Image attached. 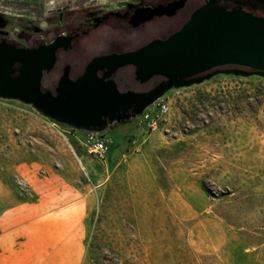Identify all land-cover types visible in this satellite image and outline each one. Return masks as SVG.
<instances>
[{
	"label": "rangeland",
	"instance_id": "1",
	"mask_svg": "<svg viewBox=\"0 0 264 264\" xmlns=\"http://www.w3.org/2000/svg\"><path fill=\"white\" fill-rule=\"evenodd\" d=\"M121 1L0 0V36L29 48L60 38L66 48L71 37L49 41L50 31H61L72 12L106 11ZM147 2L132 3L160 6ZM158 19L130 44L160 32ZM182 26L167 38L109 55L167 40ZM31 34L39 38L33 46L25 38ZM127 64L135 80L129 89L103 80L126 64L98 66L107 69L103 77L94 67L92 76L115 83L119 93L151 94L182 82L160 73L141 79ZM217 69L252 70L226 64L194 77ZM64 76L74 82L66 71L59 82ZM159 98L170 111L150 133L140 130L134 103L116 106L93 128H74L32 103L0 95L1 253L21 257L15 264H264V75L216 71L173 84ZM57 128L70 132L68 140ZM89 132L105 138L103 157L82 148L78 139Z\"/></svg>",
	"mask_w": 264,
	"mask_h": 264
},
{
	"label": "water",
	"instance_id": "2",
	"mask_svg": "<svg viewBox=\"0 0 264 264\" xmlns=\"http://www.w3.org/2000/svg\"><path fill=\"white\" fill-rule=\"evenodd\" d=\"M55 43L49 57L34 71L32 66L38 60L36 53ZM63 45L60 38L36 48L0 41V95L32 103L54 122L74 128L100 125L102 117L109 115L118 105L134 103V116L139 117L165 88L198 82L216 71L264 75V15L250 13L239 6L227 8L213 1L196 9L182 28L167 40H154L129 53L98 57L76 81L69 82L64 76L58 82L55 94L50 90L42 91L43 70L52 67L55 51ZM127 63L136 66L141 79L160 73L182 82H167L161 91L157 89L155 93L134 94L119 93L115 83L102 82L92 76L94 67ZM226 64L247 66L252 70L217 69L194 77ZM187 77L191 78L185 80ZM99 104L98 113L92 115L93 107ZM109 118L112 120L111 116Z\"/></svg>",
	"mask_w": 264,
	"mask_h": 264
},
{
	"label": "flooded vegetation",
	"instance_id": "3",
	"mask_svg": "<svg viewBox=\"0 0 264 264\" xmlns=\"http://www.w3.org/2000/svg\"><path fill=\"white\" fill-rule=\"evenodd\" d=\"M207 1L209 0H199V2L198 0H148L146 3L148 7H156L155 5L158 4L160 5L158 7L162 8L161 12L134 24L132 20L133 17H136L137 11L148 10L149 8H136L132 3L133 0H123L117 7L109 8L106 11L102 8H90L72 12V15L69 16L72 21L64 26L61 31H50L52 37L49 41L59 35H67L71 37L72 41L70 46L66 48L61 46L55 51L53 67L49 71H45L42 76V88L54 91L57 82L65 71L69 79L75 81L83 75L87 66L95 58L108 56L111 53L127 52L154 38H167L187 21L197 7ZM216 2L227 8L239 6L250 13L264 15V0H216ZM176 3L178 4L176 5ZM172 5H176L177 8L166 11ZM94 18L101 20L94 24ZM155 18H159L161 31L146 40L140 41L141 43L130 44L131 36L136 34L144 24ZM5 35L0 36V40L21 44V42L12 40ZM25 38L27 43L32 46L36 45L39 39L33 37L32 34L26 35ZM45 41L49 42L47 39ZM134 45L137 46L134 47ZM96 68V75L103 77L107 69ZM103 80L115 82L120 89H129V82H135L133 68L126 64L110 72L103 77Z\"/></svg>",
	"mask_w": 264,
	"mask_h": 264
},
{
	"label": "built area",
	"instance_id": "4",
	"mask_svg": "<svg viewBox=\"0 0 264 264\" xmlns=\"http://www.w3.org/2000/svg\"><path fill=\"white\" fill-rule=\"evenodd\" d=\"M169 111L170 106L168 101L162 98L156 99L151 105L146 107L141 116L138 117L140 127L150 133L157 131L160 122L166 121ZM57 132L68 140L70 132L60 128H57ZM71 135L76 137L75 132L73 134L71 133ZM78 140L84 151L89 155L101 158L107 150L105 138L97 133H86Z\"/></svg>",
	"mask_w": 264,
	"mask_h": 264
},
{
	"label": "crops",
	"instance_id": "5",
	"mask_svg": "<svg viewBox=\"0 0 264 264\" xmlns=\"http://www.w3.org/2000/svg\"><path fill=\"white\" fill-rule=\"evenodd\" d=\"M160 9L161 8L158 7L155 10H152V9L144 10V15L142 16V18H140L138 20H135V22L139 23V22H142L144 20L149 19L150 17L154 16L155 14L161 12ZM170 9H172V8L169 7L168 9H166V11H170ZM139 11H137L136 17L138 16ZM153 11H155V12H153ZM55 46H56V44H52V45H50V46H48L46 48H41L36 53L37 56H38V60L32 66V69L34 71H37L41 67L42 63L44 62L45 59H47L49 57L50 53L53 51ZM138 126H139L140 130H144L145 131L144 128L140 127L139 122H138ZM1 245H2V241H0V247H1ZM9 247H12V245L11 246L9 245ZM20 260H21V257L16 256L15 254H4V253H1V251H0V264H15V263L20 262Z\"/></svg>",
	"mask_w": 264,
	"mask_h": 264
},
{
	"label": "bare ground",
	"instance_id": "6",
	"mask_svg": "<svg viewBox=\"0 0 264 264\" xmlns=\"http://www.w3.org/2000/svg\"><path fill=\"white\" fill-rule=\"evenodd\" d=\"M175 7V5L173 6V8ZM152 10H155V9H152ZM146 12V11H145ZM153 12H155V11H153ZM144 15V10H140L139 11V14H138V16L135 18V20H138V19H140V18H142V16ZM149 16V15H148ZM147 16V17H148ZM145 17V16H144ZM55 44H57V43H55ZM101 108V105L99 104V105H96V106H94L93 107V110H92V115H95L96 113H98V111H99V109Z\"/></svg>",
	"mask_w": 264,
	"mask_h": 264
}]
</instances>
